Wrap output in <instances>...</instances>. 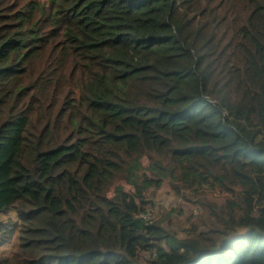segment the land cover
<instances>
[{
  "label": "trees",
  "instance_id": "trees-1",
  "mask_svg": "<svg viewBox=\"0 0 264 264\" xmlns=\"http://www.w3.org/2000/svg\"><path fill=\"white\" fill-rule=\"evenodd\" d=\"M164 188L183 236L143 215ZM0 247L264 264V0H0Z\"/></svg>",
  "mask_w": 264,
  "mask_h": 264
},
{
  "label": "rangeland",
  "instance_id": "rangeland-1",
  "mask_svg": "<svg viewBox=\"0 0 264 264\" xmlns=\"http://www.w3.org/2000/svg\"><path fill=\"white\" fill-rule=\"evenodd\" d=\"M175 194L169 188H164L155 196L153 207L148 212L152 213L151 219H156L159 216H162L165 213H172L171 223L174 229L178 230V234L181 236L185 233L186 226L190 225V221L187 220V216L194 212L199 213V207L197 205L188 206L185 202V193L190 192L189 190L185 193ZM210 194L212 198H216L217 200H223V197L227 195L226 193H222L220 190L214 191H206ZM14 246V243L9 245L6 250L11 249ZM1 249V247H0Z\"/></svg>",
  "mask_w": 264,
  "mask_h": 264
},
{
  "label": "built area",
  "instance_id": "built-area-1",
  "mask_svg": "<svg viewBox=\"0 0 264 264\" xmlns=\"http://www.w3.org/2000/svg\"><path fill=\"white\" fill-rule=\"evenodd\" d=\"M143 215L146 216L149 219L152 218V213L151 212L145 211V213Z\"/></svg>",
  "mask_w": 264,
  "mask_h": 264
}]
</instances>
